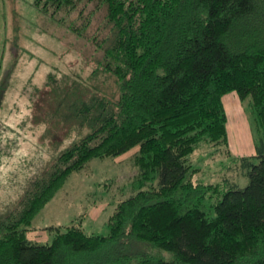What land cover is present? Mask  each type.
Returning <instances> with one entry per match:
<instances>
[{
    "label": "trees",
    "instance_id": "1",
    "mask_svg": "<svg viewBox=\"0 0 264 264\" xmlns=\"http://www.w3.org/2000/svg\"><path fill=\"white\" fill-rule=\"evenodd\" d=\"M33 5L76 36L103 12L91 40L98 58L88 81L103 75L101 82L111 79L117 91L113 98L93 92L71 104L78 125L90 132L34 178L6 217L0 264H129L135 257L126 252L132 242L171 253L169 260L141 256L137 264H264V0H33ZM49 77L28 97L35 110L47 105V116L33 117L51 126L58 124L54 116L62 104L56 92L70 76L55 83ZM4 89L0 79V93ZM233 92L240 100L250 96L262 134L250 156L229 150L223 96ZM204 144L213 149L211 157L219 151L228 158L223 169L239 165L246 184L194 179L200 167L191 156ZM127 152L137 173L129 195L108 216L106 235L50 226V243L27 239L33 219L73 172L93 159Z\"/></svg>",
    "mask_w": 264,
    "mask_h": 264
},
{
    "label": "rangeland",
    "instance_id": "2",
    "mask_svg": "<svg viewBox=\"0 0 264 264\" xmlns=\"http://www.w3.org/2000/svg\"><path fill=\"white\" fill-rule=\"evenodd\" d=\"M91 19L87 30L76 36L66 26L49 21L34 7L33 0H0V79L7 86L0 93V117L6 126L0 129V228L34 178L41 175L59 154L90 132L89 127L78 125L71 104L87 99L93 92L111 98L116 95L117 85L111 79L101 82L103 75H100L101 79L88 81L98 58L91 40L99 33L103 12L95 13ZM67 74L70 80L56 92L55 100L62 101L55 114L57 118L54 116L53 123L58 124L50 126L45 119L33 117L47 116V105L40 106L41 102H38L40 110L32 107L28 96L33 87L42 85L45 76L49 75L50 83H55L65 80ZM99 84L101 91L97 90ZM48 90L49 86L45 88ZM223 102L231 154L236 157L253 155L262 134L250 96L240 100L233 92L223 96ZM208 148L204 144L192 154V162L200 167L193 178L206 182L226 178L244 186L247 178L244 179L239 165L223 169L220 165L223 161L228 162V158L219 151H214L211 157L213 149ZM126 154L93 159L83 169L73 172L33 219L26 232H31L30 240L50 243V226H59L63 230L75 225L85 233L106 235L107 217L117 202L129 195V184L137 173L132 164V153ZM219 168L221 170L216 171ZM98 207L104 210L95 218L93 212ZM127 249L126 252L135 255L129 264H137L141 256L171 259L170 252L148 243L132 242Z\"/></svg>",
    "mask_w": 264,
    "mask_h": 264
},
{
    "label": "crops",
    "instance_id": "3",
    "mask_svg": "<svg viewBox=\"0 0 264 264\" xmlns=\"http://www.w3.org/2000/svg\"><path fill=\"white\" fill-rule=\"evenodd\" d=\"M102 207H103V206H102ZM103 210H104V209L98 207V209H97L95 212H93L95 218H97V216H99V213H100L101 211L103 212ZM90 214H91V211H90ZM109 215H110V214H109ZM109 215H108V216H109ZM107 218H108V217H107ZM40 229H41V228H40ZM40 229H39V230H40ZM35 231H36V230H35ZM32 232H34V231H32ZM26 236H28V239L30 240V237H32L31 232L26 233Z\"/></svg>",
    "mask_w": 264,
    "mask_h": 264
}]
</instances>
